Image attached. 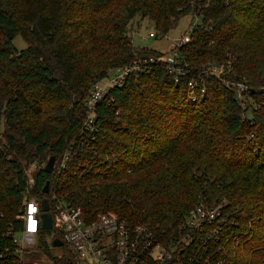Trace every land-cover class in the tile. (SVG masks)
Instances as JSON below:
<instances>
[{
	"label": "trees",
	"instance_id": "obj_1",
	"mask_svg": "<svg viewBox=\"0 0 264 264\" xmlns=\"http://www.w3.org/2000/svg\"><path fill=\"white\" fill-rule=\"evenodd\" d=\"M188 16L199 19L182 47L190 77L176 84L164 63H148L150 73L112 91L115 105H99L98 131L85 132L97 76L162 56L135 47L131 22L149 19L166 37ZM208 63L225 76H204ZM226 82L249 86L253 102L243 108ZM65 154L64 168L45 171ZM54 194L89 219L113 212L166 243L197 205L225 202L227 234L238 236L221 256L264 264V0H0V250L12 254L6 234L26 198ZM39 247L51 254L46 235Z\"/></svg>",
	"mask_w": 264,
	"mask_h": 264
},
{
	"label": "built area",
	"instance_id": "obj_2",
	"mask_svg": "<svg viewBox=\"0 0 264 264\" xmlns=\"http://www.w3.org/2000/svg\"><path fill=\"white\" fill-rule=\"evenodd\" d=\"M197 24L176 40L170 54L135 61L129 66L108 70L102 78L97 76L85 102L84 131L92 136L98 131L96 118L99 105L105 102L108 106L115 105L112 91L124 88L131 78L139 80L141 75L150 73L149 67H146L148 63H164L176 84L189 78L192 74L190 63L183 57L182 47L190 43L191 33ZM150 37L156 35L151 33ZM209 75L220 79L225 72L220 66L208 63L204 76ZM187 84L189 97L195 101L199 82L190 78ZM225 84L235 91V97L243 108L247 107L252 99L249 86L241 82ZM68 160L69 154H65L56 161L55 167L64 168ZM30 167L34 173L39 170L36 163ZM34 173L29 175L27 172L30 187L35 184ZM47 200L53 218V229L47 236L48 244L50 248L64 250L50 259L39 247L46 231L43 229L41 211L43 200L31 196L26 198L18 217L19 228L15 230L10 225L6 236L11 241L13 251L11 254L10 248L0 250V264H33L26 261L28 255H37L48 264H61L63 261L69 264H233L220 254L226 250L227 243L232 242L231 238L238 236L235 231L227 234L235 221L233 212L227 209L225 202L214 206L197 205L186 215L179 237L166 243L148 228L133 224L113 212L100 213L89 219L80 208L68 204L56 194ZM237 238L233 240L234 248L239 246ZM56 239L63 243L62 247H53Z\"/></svg>",
	"mask_w": 264,
	"mask_h": 264
},
{
	"label": "rangeland",
	"instance_id": "obj_3",
	"mask_svg": "<svg viewBox=\"0 0 264 264\" xmlns=\"http://www.w3.org/2000/svg\"><path fill=\"white\" fill-rule=\"evenodd\" d=\"M199 20L192 16H188L182 19L177 27L173 29L166 38L156 29L155 23L150 21L149 19H142L141 17H137L133 20L129 26V35L133 39L134 45L136 48H145L149 50H156L161 54L168 55L172 49V46L179 38L183 37L188 31H190L191 26L195 23H198ZM153 33L156 37H150V34ZM15 47L22 51L28 47L27 43L21 36H18L14 40ZM253 99L249 101L252 103ZM249 103L247 105H249ZM250 111L245 115V117H250ZM25 165V164H24ZM38 168V164H36ZM26 172L28 174L34 173V169L32 167H26ZM47 234H51L49 231H45L44 236H48ZM64 249H54L50 250L51 254L48 255L50 259H52V255H59ZM26 261L28 263L33 264H48L44 259H41L37 255H28L26 257Z\"/></svg>",
	"mask_w": 264,
	"mask_h": 264
},
{
	"label": "water",
	"instance_id": "obj_4",
	"mask_svg": "<svg viewBox=\"0 0 264 264\" xmlns=\"http://www.w3.org/2000/svg\"><path fill=\"white\" fill-rule=\"evenodd\" d=\"M56 161H57L56 157H54V156L51 157L45 166V171L52 173L54 171ZM43 193L45 195H48L50 193V183L49 182L45 185V187L43 189ZM49 210H50L49 202L47 199H44L43 203H42L41 211L43 212V215H42L43 229L46 231H51L53 229V218H52L51 214L49 213ZM62 246H63V243L58 239H56L53 242V247H55V248H60Z\"/></svg>",
	"mask_w": 264,
	"mask_h": 264
}]
</instances>
